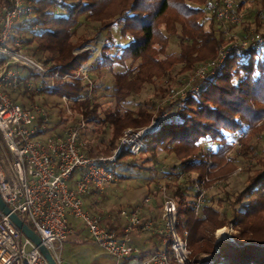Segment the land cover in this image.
<instances>
[{
  "label": "trees",
  "instance_id": "16d2710c",
  "mask_svg": "<svg viewBox=\"0 0 264 264\" xmlns=\"http://www.w3.org/2000/svg\"><path fill=\"white\" fill-rule=\"evenodd\" d=\"M211 1L217 0H35L31 18L14 24L11 41L19 39L23 51L47 68L48 78L41 80L17 67L24 87L16 93L27 100L35 91L59 101L66 97V109L62 106L53 125L46 112L49 126L68 118L73 119L72 126H80L82 120V151L93 158L110 156L124 130L147 126L165 114L159 129L145 137L139 155L122 150L114 166L116 177L128 178L118 170L155 172L164 167L160 156L173 157L175 164L162 173L172 180L165 188L176 204L177 232L188 233L191 259L212 255L211 264H264V156L255 155V140L264 134V41L229 47L224 64L201 84L197 95L160 103L197 63L215 57L227 28L238 29L243 39L259 33L264 0L238 27L217 22L206 8ZM235 1L240 10L247 2ZM8 4L9 0H0V8ZM87 24L105 38L84 77L81 71L90 57L84 48L94 43V37L78 34V29ZM171 39L177 44L172 54ZM4 62L1 58L0 65ZM106 73L111 83L104 86ZM162 80L165 88L154 90L150 102L136 110L126 107L131 97ZM21 107L27 108L25 103ZM234 141H240L239 155L245 163L253 164L245 169L241 190L215 197L209 189L217 180H227L234 169V157L227 156ZM156 187L146 197L161 210ZM197 188L205 192L196 213ZM227 225L237 233L231 241L220 242L214 253L213 234Z\"/></svg>",
  "mask_w": 264,
  "mask_h": 264
},
{
  "label": "built area",
  "instance_id": "2783aa9c",
  "mask_svg": "<svg viewBox=\"0 0 264 264\" xmlns=\"http://www.w3.org/2000/svg\"><path fill=\"white\" fill-rule=\"evenodd\" d=\"M35 0H9L0 8V198L3 203L25 222L40 237L42 245L60 264L62 242L69 234L68 218L79 220L90 238L116 264H207L192 260L187 247V231L177 232V209L172 196L161 188V225L153 226L142 217L140 206L132 210L123 209L119 216L125 221L120 232L106 228L101 219L83 209V197L89 191L102 193L116 179L114 166L123 149L131 155H139L145 149V137L159 129L160 121L153 118L148 127L124 131L117 148L109 157H88L82 151L80 131L85 127L66 126L61 135L50 129L45 110L31 104L27 108L13 103L11 94L24 87L17 70L22 67L41 80L48 78L47 68L27 55L19 39L12 38L16 22L27 21L32 15ZM208 12L222 26H238L244 15L233 0H217L206 6ZM11 41V43H10ZM264 36L250 35L243 40L220 47L211 60L196 67L191 76L182 78L179 86L172 89L167 103L176 98L184 99L187 94L197 95L201 84L216 74L224 64L229 47L247 46L251 42L262 43ZM86 76V68L81 71ZM56 77V76H54ZM51 86V79L47 80ZM31 90L30 86H28ZM68 102L66 97H62ZM232 142V150L240 146ZM231 150V151H232ZM181 178V176H180ZM195 212L204 196L202 188L196 189ZM151 201L148 196L144 204ZM27 224V223H26ZM134 231L152 232L159 236V244L149 256L139 261L134 256L139 249L133 245ZM218 252L220 242L231 241L226 236H216ZM0 264H48L39 249L27 239L0 211Z\"/></svg>",
  "mask_w": 264,
  "mask_h": 264
},
{
  "label": "rangeland",
  "instance_id": "374dc122",
  "mask_svg": "<svg viewBox=\"0 0 264 264\" xmlns=\"http://www.w3.org/2000/svg\"><path fill=\"white\" fill-rule=\"evenodd\" d=\"M233 1L237 4V1H235V0H233ZM3 6H5V5H3ZM260 8H261L260 0H247L244 7L240 10L241 13L244 15L243 21L240 25H242L245 22V20L248 16V13L253 16V15H255V13ZM251 21L253 22V19H251ZM261 21H262V23L260 25L261 28H260L258 34L261 36H264V15H263V18L261 19ZM240 25H238V26H240ZM238 26H235V27H238ZM112 31L114 33L115 32L119 33L118 28H114ZM78 34H86L87 36H93L94 37V43L91 46H87L84 48V49L90 50V59L92 62L96 58V56L99 54V52H100V50L104 44L105 36H104V34H95L94 25H88V24L82 25L78 29ZM114 35H115V37H117L116 34H114ZM240 35H242V34H240L238 32V29L228 30V28H227L225 30V38L226 39L222 44H220L218 46L217 51L220 47L228 46V45H230V43L237 42V40H239V39L243 40V38ZM100 37H102V42H101L100 48L98 49L96 44H98V39ZM122 41L125 42V40H122ZM176 51H177V44L175 43L174 40L171 39L168 52L170 54H172V53H175ZM217 51H216V53H217ZM90 59H89V61H90ZM204 62H206V61H204ZM202 63L203 62L197 63L196 67H198ZM86 67L87 66H84L82 70H84ZM86 71H87V69H86ZM193 71L191 73H188L187 75H183L180 78V80L182 78H185V77L188 78L189 76H191ZM102 83L104 84V86L110 85L111 76L109 73L104 74V77L102 79ZM164 83H165V81L162 80V81L157 82L154 86L145 87L141 94H139L137 96H133L129 99V101L126 104V107L133 109V110H136L140 107H143L145 102H147V101L150 102L152 100L154 90L156 91L160 87L165 88L166 85ZM40 89H42V88L40 87ZM98 89H101V88H98ZM173 89H174V87H173ZM100 93L101 92L98 91V94H100ZM23 101L25 102V100H23ZM26 101L28 103L30 102V103H33L34 105L42 107L45 110V112H49L51 114V117H52L51 118L52 119V125L54 124V122L58 121V119L60 118L59 117V111L62 108V106H65L67 104V102H64L62 99H61V101H59L56 98H48L44 95V93L36 92V91L33 94V96L30 98V100L26 99ZM172 101L173 100H171L170 102H172ZM27 102H25V104ZM160 103L166 104L167 102H166V100L165 101L162 100ZM65 109H66V106H65ZM67 121L68 122L59 124L58 125L59 129L63 128L64 126H69L71 124L75 125L73 123V119L68 118ZM150 124H151V122L147 126H144V127H148ZM144 127H141V128H144ZM141 128H138V129H141ZM126 130H132L133 131V130H137V129L128 128ZM126 130H124V131H126ZM124 131H123V133H124ZM255 141H256L255 144H256V148H257L255 155L256 156H264V134L261 137L257 138ZM118 142H117V145H118ZM116 148H117V146H116ZM241 148H242V145L240 144L239 147H237L236 149L229 152V154L227 156L228 157H234V164H233L234 169L228 175L227 180H217L212 185V187L209 189L210 194L214 195L215 197H219L223 194V192L236 193L242 189L243 181L245 179V169L247 167L251 166L253 164V161H251L250 164L245 163L242 156L239 155L241 152ZM100 157H105V156H100ZM107 157H109V156H107ZM160 161L164 164V167L160 168L159 170H156L155 172L154 171H150V172L142 171L140 174H136V172L133 170H118L119 172L121 171L125 175L127 174L128 178L125 180H119V177L117 176L116 181H113L109 186H107L102 193V195H103L104 192H106V190L109 187L114 186L115 194H114L113 200H110L109 203H108V201L103 203L102 209H100V210H98V212L92 213V214L99 216L101 218H102V215L99 213L101 212L102 214H104L103 211H106V213H109L112 215H113V213L115 215H117V212L119 211L120 208H123L124 206L130 205L132 203L139 204V203L143 202L145 197L148 195L149 189H153L154 185L157 186L156 188L159 191L161 190V188H165L166 185H172L171 184L172 180L166 178L162 172H166L168 170V168H170L173 164H175V160L173 157H166V156L162 155V156H160ZM167 191H168V189H167ZM203 191L205 192V190H203ZM160 198H161V193H160ZM147 204H148L147 207H144L142 217H144V219L149 218V220L153 223V226L155 228L160 227L159 224H160V216H161V210H162V198H161V210L158 209L156 204H153V202L147 203ZM157 204L160 205V202L158 201ZM151 217L154 219H150ZM20 218L24 219V217L22 215H20ZM224 230H225V232H224ZM221 231H222V233H220ZM235 233H237V230L235 228H233L231 225H227L223 228L217 229L213 234V238H214L213 239V250L215 248V245H217V241H216L217 237L216 236H226L227 239L231 240V236L234 235ZM141 234L144 235L146 233H138L139 237ZM68 242L69 241H68V237H67L66 240H64L62 242V246H64V249L71 247L73 249V252H72V254L67 255V256L63 255V254L61 256V252H60V260H61L60 264H97V262H99L100 256L99 257L98 256H95V257L91 256V258H90L85 253L81 252V249L79 247H72L70 245V243H68ZM211 258H212V255H210V256L202 255L197 260H202L204 262H207V264H211L212 263ZM134 259L139 261V260L143 259V256H140V254H137L134 256ZM111 260L113 262V259H111ZM219 264H226V263H225V261H222Z\"/></svg>",
  "mask_w": 264,
  "mask_h": 264
},
{
  "label": "crops",
  "instance_id": "0c3cea01",
  "mask_svg": "<svg viewBox=\"0 0 264 264\" xmlns=\"http://www.w3.org/2000/svg\"><path fill=\"white\" fill-rule=\"evenodd\" d=\"M89 59H90V57H89ZM90 64H91V59H90V61L88 60L87 64L85 65V66H87L86 69L89 67ZM12 97L14 98V100H16V104H18L20 106L23 105L25 102H27L25 98L23 99V97L20 96V94H18L16 92H15V94L14 93L12 94ZM23 100H25V102ZM31 104H33V103L27 102L25 104V106L29 107ZM51 127L52 126H50V129L53 132L61 135L66 126H64L63 128H60V129H59V126H54L52 128ZM82 144H83V142H82ZM116 172H117V170H116ZM115 181H116V179H115ZM102 193H98L94 190L89 191L83 197V209L90 214L98 212V210L102 209L103 203H105L107 201L109 203L110 200H113L114 194H115L114 186L109 187L106 190V192H104L103 195H102ZM152 201L153 200H151L149 203H151ZM138 205L141 207L142 215H143L144 207H147L148 204H144L142 202L139 204L132 203L130 205L124 206V208L127 209V208L138 206ZM103 212H104V214H102L101 212L99 213L102 215V218L97 216L101 219L102 224L106 228L117 230L118 232H120L124 226L125 221L119 216L118 212H117V215H115L114 213H113V215L106 213V211H103ZM92 215H94V214H92ZM94 216H96V215H94ZM152 219H154V218H152ZM159 225H161V220H160ZM68 226H69V230H70L69 234L67 235L68 241H69L68 243H70V245L72 247H79L81 249V252L85 253L90 258H91V256H93V257H95V256L99 257L100 256L99 262H97V264H112V263L116 264L113 258H111V257L109 258L108 255H106L98 246H96L94 244V242L90 238L86 228L84 227V225L79 220L74 219L72 217H69L68 218ZM138 233H141V232L134 231L131 235V238H132L133 245L139 249V254H140V256H143V259H144L147 256H149L154 250H156V247L158 245V240H157L156 234H153L152 232H144L146 234H144V235L141 234L140 237H139ZM60 252H61V256H62V254L67 256V255L72 254L73 249L71 247L64 249V246H61ZM111 259H113V262Z\"/></svg>",
  "mask_w": 264,
  "mask_h": 264
},
{
  "label": "water",
  "instance_id": "95a60500",
  "mask_svg": "<svg viewBox=\"0 0 264 264\" xmlns=\"http://www.w3.org/2000/svg\"><path fill=\"white\" fill-rule=\"evenodd\" d=\"M0 211L4 215H8L12 224L27 238L29 239L40 251L48 264H57L53 259L51 253L42 245L40 237L34 232L26 222L12 213L11 210L3 203L0 198Z\"/></svg>",
  "mask_w": 264,
  "mask_h": 264
},
{
  "label": "bare ground",
  "instance_id": "6f19581e",
  "mask_svg": "<svg viewBox=\"0 0 264 264\" xmlns=\"http://www.w3.org/2000/svg\"><path fill=\"white\" fill-rule=\"evenodd\" d=\"M96 41H97V40H96ZM101 42H102V37H100V38L98 39V44H96L98 49H99L100 46H101ZM224 232H225V230H224ZM220 233H222V231H221ZM222 235H223V234H222Z\"/></svg>",
  "mask_w": 264,
  "mask_h": 264
}]
</instances>
